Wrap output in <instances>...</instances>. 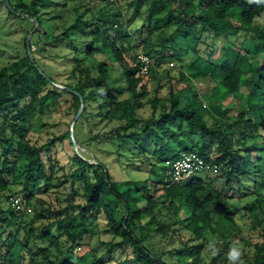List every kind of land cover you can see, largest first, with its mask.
<instances>
[{"label":"trees","instance_id":"obj_1","mask_svg":"<svg viewBox=\"0 0 264 264\" xmlns=\"http://www.w3.org/2000/svg\"><path fill=\"white\" fill-rule=\"evenodd\" d=\"M10 1L7 0L9 16L30 20L32 27L35 20L38 28L32 36L34 42L29 40L32 61L25 44L26 34L18 60L0 68V264H73L70 260L86 234L89 216L101 217L112 235L114 242L109 244L108 255L114 249L128 247L134 264H169L167 254L157 256L147 244L148 227L155 222L159 202L171 213L170 224L191 235L195 244L185 246L181 252L194 257L193 264H200L201 248L205 245L213 251L206 264H216L226 244L235 242L240 246L230 250L235 264H264V33H257L250 50L226 41L216 58L213 51L209 63L220 79L206 96L207 109L196 93L185 100L182 94L189 89L192 78L208 75L180 72L177 82L182 87L177 89L171 83L168 97L152 99L151 118L142 120L137 112L143 107L147 85L145 75L137 74L143 64L121 22L120 10L108 9L111 3L106 0H30L29 4L12 0L16 7ZM2 2L6 4L5 0ZM147 3L149 23L155 20L154 13L160 16L164 12L167 25L174 27V33L163 38L157 50L153 47L142 51L150 59L148 69L154 74L155 66L175 55L165 45L174 36L188 41L197 34L222 35L226 40L229 21L236 19L240 29L252 28L256 18L264 13V0H136L128 7L137 10ZM46 9L51 13H46ZM56 19L63 23L59 33L51 24ZM34 45L39 54H43L42 46L60 53L51 59L67 75L60 91L54 88L55 69L39 64L32 51ZM61 98L71 101L74 116L83 105L79 120L87 121L89 117L92 126L101 122L116 124L109 133L114 147L109 155L120 165L134 152L142 153L141 142L150 141L160 146L159 152H170L158 157L164 165L176 160L180 153H196L207 163L217 165L222 173L216 177L202 171L166 187L165 166L162 179L155 178L152 183L114 181L106 162L94 157L95 163H89L87 153L98 137L84 135L78 141L76 123L71 128L73 138L78 147L85 145L86 149L82 152L78 148L69 155L73 168L63 175V184L70 187V201L64 208H53L49 203L46 218L51 221L36 234L23 222L26 214L10 203L15 196L14 176L20 164V194L26 207L31 206L32 199L43 203L38 196L55 186L53 182L59 179L57 149L65 140L72 146L70 130L52 134L40 146L28 136L30 119L36 113L49 112ZM232 98L242 99L243 109L225 123L228 112L223 103ZM93 104L95 114L88 112ZM205 116L214 122L209 123ZM197 135L198 143L186 148L187 137ZM172 141H179V145L173 146ZM213 143L217 151L210 159L207 156ZM156 192H161L158 200ZM146 218L148 221L142 223ZM76 221L80 222L78 229ZM55 225L58 235L52 231ZM10 229L15 232L7 236ZM22 232L24 242L19 239ZM16 251L19 254L14 258ZM75 258V264L82 263V258Z\"/></svg>","mask_w":264,"mask_h":264},{"label":"rangeland","instance_id":"obj_2","mask_svg":"<svg viewBox=\"0 0 264 264\" xmlns=\"http://www.w3.org/2000/svg\"><path fill=\"white\" fill-rule=\"evenodd\" d=\"M22 1L26 4L30 3V0ZM132 1L136 0H106V3H111L108 9L120 10L122 12L123 19L121 22L130 34L131 43L134 46H137L138 59L141 60L147 58L148 60L145 64L146 74H144L147 85V95L142 100L143 107L137 112V117L142 120H149L151 118L152 109L150 101L152 99L157 98L163 100L168 97L171 83H173L177 89L182 87V85L177 82L180 72H183L186 75H189L190 73L208 75L200 79L192 78L188 83L189 89H186L182 94V98L185 100L190 99L193 97V94L196 93L195 95L200 98L202 106L207 109L209 106V100L206 96L211 94L212 87L220 79L219 74L213 72L212 66L209 63V58L212 56L213 51V58H216L219 54L220 48L226 46V41L241 48L242 50H250L255 43V36L257 33H264L263 13L256 18L252 28L240 29L236 24V19L229 21L230 30L227 33L228 37L226 40L222 35L210 36L208 34H197L195 38L192 37L188 41H184L180 35L174 36L173 39L167 40L165 45L170 53H175V55L166 59L162 64L160 63L155 66L154 74L148 69L150 66V59L146 57L142 51L146 48L153 47H156L157 50L161 45L162 39L167 38V36L174 33V27L167 25L168 20L163 17L164 12H162L160 16L154 13L153 17L155 20L149 23L147 21V9L150 4L147 3L146 6L142 5L136 10L134 6L131 8L128 7V4ZM10 3L12 6L16 7L15 4H12V0ZM45 11L46 13H51L50 9H46ZM51 24L55 29V33H59L61 31L63 26L61 20L56 19L55 22L52 21ZM33 29L34 27H32L30 20H26L18 16H9L7 13V5L3 4L2 0H0V68L18 60L17 55L18 52L22 51L24 36L26 34H30ZM33 34L30 37V42L32 43L35 38L32 37ZM42 49H44L43 54H39L37 46L34 45L32 47V51H34L36 59L40 61L39 64L44 63L53 68V70L55 69L53 75L57 84H55L54 88L60 91L63 89L62 82L67 79V75L66 72L62 70L61 66L55 67V64L51 62V59L60 53H58L57 50H51L48 46H42ZM242 91L244 92V90ZM223 104L228 112V115L226 116L227 120H224L225 123H230L231 119L236 117V115H238L243 109L242 99L239 100L237 98H232ZM95 109L96 105L93 104L91 108L88 109V112L95 114ZM74 117L75 116L71 109V101L68 98L58 99L49 112L43 111L41 114L36 113L30 119L31 131L28 138L31 141H34L36 145L40 146L44 144L47 139L52 136V134L60 135L65 131L70 130ZM79 118L80 115L75 122V124H79L75 128V137L77 140L82 141L85 137L84 135L98 137V140L92 145L91 152L87 153L89 163H95L94 157H98L104 163L106 162L113 180L117 182L132 179L136 181L148 180L149 183H152L155 178L162 179V172H164L162 169L165 168V166L167 167L170 162H166L164 165L163 162L159 161L160 158L158 157L162 158L165 154L169 155L170 152L168 150L159 152L160 146L158 144L150 143V141H143L141 142L142 153L140 151L134 152L128 160H122L120 165L114 161V156L109 155V152L114 149L110 143V139H112L113 136L109 133L116 128V124L101 122L96 126H92L89 117H87V121L84 119L79 120ZM205 119L209 123L214 122L213 119L207 116H205ZM0 123H3L2 119ZM161 135L162 134H160V136ZM198 137V135L197 137L188 136L185 147L188 148L191 144L195 145L198 143ZM172 142L173 146L179 145V141ZM83 146L78 148L82 152H85L86 146ZM72 151H74L73 147L70 146L66 140L63 144L58 146L56 158L58 167L56 175L59 179L53 182L55 186L50 192H48L49 194L47 193L38 196V199H42L43 203L32 199L31 206L26 207L24 196L20 194L22 190L23 173L20 171V164L16 167L17 171L14 176V184L12 187L15 196L10 199V203H13L12 206L15 207L17 211H21L26 214L23 222L26 226L32 227L36 234L40 232L43 224L51 221L46 218L48 214L46 210L49 203L53 206V208H64L68 205V201H70V198H68L70 187L68 184H63V175H68L73 168L69 163V155ZM216 151L217 145L213 143L207 157L211 159L212 155ZM53 153L54 152L52 151L51 154ZM120 166L124 169H121ZM222 169L223 166L220 167V170ZM219 172L222 173L218 168L216 172H209L208 174L212 176H219L221 175ZM165 173L166 168L164 175ZM43 188L44 186L41 185V189ZM160 196L161 192H156L155 199L158 200ZM89 217L90 218L85 225L86 234L82 240L78 242L74 251L75 257L83 259L84 262L82 261V263H80L94 264L96 261H100L102 264H134L130 261L132 257L131 248L127 247L124 249H114L112 254H107L109 244L114 242L112 240V235L105 228L104 220L101 217ZM170 217L171 213L165 209V206L161 202H159L155 210V222L148 227L147 244L157 256H160L161 253L167 254L166 258L169 264H193L194 257H190L187 252L181 251H183L185 246H193L195 243L192 241V237L188 232L179 228L178 225L172 226L170 224ZM146 221H148V218L144 219L142 223H146ZM74 225L78 229L80 222L76 221ZM56 227V225L53 226L52 231L55 235H58L60 233L56 231ZM261 227L264 229V223ZM14 232L15 229L7 230L6 235H11ZM254 235L258 237V231H255ZM19 239L22 242L25 241L23 232L20 233ZM61 241L64 243L66 238L63 236ZM226 245V250H222V255L218 258L216 264H235L234 257L232 258L230 255L232 254L230 253V250L237 249L240 246L236 242L227 243ZM30 247L32 248V244H30ZM208 247L209 246L205 245L201 248L202 259L200 264H206L213 253L212 250H208ZM33 252L34 254L37 253L36 250ZM18 254L19 252L16 251L14 258H17ZM75 257L70 260L73 264L76 263ZM36 259L39 260L40 258L38 257Z\"/></svg>","mask_w":264,"mask_h":264},{"label":"built area","instance_id":"obj_3","mask_svg":"<svg viewBox=\"0 0 264 264\" xmlns=\"http://www.w3.org/2000/svg\"><path fill=\"white\" fill-rule=\"evenodd\" d=\"M146 60L147 58L140 60L143 66L137 76L146 74L145 64L148 62V60ZM217 170V165L207 163L196 153H180L176 160L168 164L163 182L165 183L166 187H169L170 185L178 183L184 178L190 177L195 173L202 171L216 172Z\"/></svg>","mask_w":264,"mask_h":264},{"label":"water","instance_id":"obj_4","mask_svg":"<svg viewBox=\"0 0 264 264\" xmlns=\"http://www.w3.org/2000/svg\"><path fill=\"white\" fill-rule=\"evenodd\" d=\"M5 1H6V5H8V4H7V0H5ZM33 21L35 22L34 29H33V31H32L30 34L27 35V37H26V39H25V44H26V47H27L28 56H29V58H30V61H32V57H31V52H30V49H29V40H30L31 35H32V34L35 32V30L38 28V24H37V22H36L35 20H33ZM82 109H83V105H81L80 109H79L78 112L76 113V115H75V117H74V119H73V121H72V125H71L72 127H73V125L75 124V122H76L77 118L79 117V115L81 114ZM72 127H71V128H72ZM69 139H70V143H71V145H72L74 151H77L78 146L76 145L75 140H74V138H73L72 129H70Z\"/></svg>","mask_w":264,"mask_h":264}]
</instances>
